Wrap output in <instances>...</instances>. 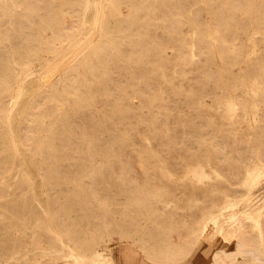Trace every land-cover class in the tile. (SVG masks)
Masks as SVG:
<instances>
[{
	"label": "rangeland",
	"instance_id": "obj_1",
	"mask_svg": "<svg viewBox=\"0 0 264 264\" xmlns=\"http://www.w3.org/2000/svg\"><path fill=\"white\" fill-rule=\"evenodd\" d=\"M29 1L38 18L74 17L34 67L0 63V264H118L120 246L149 259L150 243L109 236L123 218L156 232L143 212L173 236L172 264L217 251L233 264L244 239L264 249V214L237 204L263 195L264 0H128L124 53L89 22L106 0ZM26 80L39 86L21 98Z\"/></svg>",
	"mask_w": 264,
	"mask_h": 264
},
{
	"label": "bare ground",
	"instance_id": "obj_2",
	"mask_svg": "<svg viewBox=\"0 0 264 264\" xmlns=\"http://www.w3.org/2000/svg\"><path fill=\"white\" fill-rule=\"evenodd\" d=\"M26 1L27 0H5L4 2V12L3 14H0V45L6 46L7 49H2L3 54L0 55L1 64H4L5 62H13L24 68L34 67L37 61L41 60L42 57L47 56L49 50L54 49L53 47L48 46L47 50L42 49V45H48L51 39L47 32L55 29L61 30L65 18L74 17L72 14H65L62 12V17H59L58 21L57 18H48V16L38 18L34 13V3L31 1L27 3ZM27 4L28 6L22 7V5ZM130 7L131 3L128 0H106L100 18L93 17L96 15L95 13H99L97 5L93 6L92 16L89 18L91 27H98L102 37L109 36L113 39L115 45L118 47V52L121 51L122 53L126 52L124 48L128 45L124 40L127 37L128 31L125 23L128 20V15H130L132 11ZM110 9H113L117 13V17L112 15ZM25 21H27V23H25ZM15 31H21L23 39L20 38L19 40H16L14 38ZM40 31L44 32V40H38L40 37ZM23 32L26 33V35ZM59 44L60 41H57L56 45ZM89 48L96 55L103 53L105 50L104 45L101 43L91 45ZM120 48L122 50H119ZM1 64L0 72L2 70ZM26 82L21 98L29 96L39 86L37 80H26ZM231 104L233 106V103ZM260 191L263 195L259 199V202L258 200L255 201L254 198H243L237 201L238 206H245L246 209L242 213L247 219L251 220L254 219L255 216L257 217L258 215L260 216L264 214V211L261 210V206L264 204V185L261 186ZM34 201L35 203H38L41 215L38 213L33 219L35 223H40L42 215L43 217L48 218L50 208L41 205V202L38 199H35ZM247 207L252 209H247ZM31 211L32 208L30 203L26 201L19 212L22 215H27L31 213ZM143 214L146 216L147 224L151 223L154 225L156 232H150V234L147 235L142 225L137 227L138 224L136 221H127L126 218H123L121 222H118L116 219L109 222L111 229L109 231V236L116 240H125L128 242L138 239L141 246L150 243L149 248L146 249V255L151 261L155 264H172V261H175L177 257L182 255V253L177 254L179 250H177V248L175 249L174 245L176 242H174L173 236L164 231L159 232L156 228L158 223L156 222L155 217L147 215L145 212H143ZM46 227L48 229V235L46 238L47 243L54 245L58 241H63L64 230L61 227L54 225V223L50 221V218L48 219ZM163 228L166 229L167 226H163ZM263 233L264 230L262 228L259 234L260 238L263 236ZM68 238L70 241H73L72 237ZM71 248H73L74 251L79 250L76 246ZM263 252V248L251 245L246 239L240 240L238 241L235 251L237 258L233 264H264V259L262 258ZM157 254L165 260H160ZM213 262L215 264H225L226 258L217 251L213 255Z\"/></svg>",
	"mask_w": 264,
	"mask_h": 264
},
{
	"label": "crops",
	"instance_id": "obj_3",
	"mask_svg": "<svg viewBox=\"0 0 264 264\" xmlns=\"http://www.w3.org/2000/svg\"><path fill=\"white\" fill-rule=\"evenodd\" d=\"M117 262L118 264H155L146 258L144 252L134 246H120L117 253Z\"/></svg>",
	"mask_w": 264,
	"mask_h": 264
}]
</instances>
